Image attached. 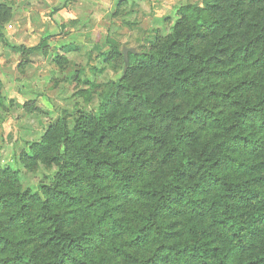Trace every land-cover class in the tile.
Here are the masks:
<instances>
[{"label": "trees", "instance_id": "16d2710c", "mask_svg": "<svg viewBox=\"0 0 264 264\" xmlns=\"http://www.w3.org/2000/svg\"><path fill=\"white\" fill-rule=\"evenodd\" d=\"M176 16L96 112L20 154L51 183L0 169V264H264V0Z\"/></svg>", "mask_w": 264, "mask_h": 264}, {"label": "rangeland", "instance_id": "374dc122", "mask_svg": "<svg viewBox=\"0 0 264 264\" xmlns=\"http://www.w3.org/2000/svg\"><path fill=\"white\" fill-rule=\"evenodd\" d=\"M202 2L0 0V169L17 170L19 184L35 193L51 183L56 169H24L23 150L55 120L71 126L79 112H96L106 86L122 75L123 50L148 52L170 34L180 7ZM3 39L28 51L14 52Z\"/></svg>", "mask_w": 264, "mask_h": 264}, {"label": "water", "instance_id": "95a60500", "mask_svg": "<svg viewBox=\"0 0 264 264\" xmlns=\"http://www.w3.org/2000/svg\"><path fill=\"white\" fill-rule=\"evenodd\" d=\"M122 53H123L124 62H126L127 61V54L128 53H135V51L133 49H124Z\"/></svg>", "mask_w": 264, "mask_h": 264}]
</instances>
